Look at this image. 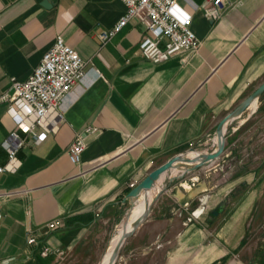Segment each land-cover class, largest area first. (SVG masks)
I'll use <instances>...</instances> for the list:
<instances>
[{
	"label": "crops",
	"instance_id": "obj_1",
	"mask_svg": "<svg viewBox=\"0 0 264 264\" xmlns=\"http://www.w3.org/2000/svg\"><path fill=\"white\" fill-rule=\"evenodd\" d=\"M226 2L210 23V0H175L199 46L153 64L138 50L141 24L99 43L97 33L124 13L121 0H0V95L11 78L28 77L57 35L99 72L74 86L62 121L41 141L20 134L15 170L0 172V264H98L137 183L175 155L215 149L219 121L264 81V0ZM86 125L97 132L83 134ZM16 130L8 103H0V166L8 162L3 142ZM77 133L86 146L73 164L66 148ZM262 177L264 92L226 123L219 158L159 177L147 216L114 264H264V220L256 215L264 188L254 186ZM192 179L209 182V191L181 208L169 191ZM44 248L62 254L42 257Z\"/></svg>",
	"mask_w": 264,
	"mask_h": 264
},
{
	"label": "built area",
	"instance_id": "obj_2",
	"mask_svg": "<svg viewBox=\"0 0 264 264\" xmlns=\"http://www.w3.org/2000/svg\"><path fill=\"white\" fill-rule=\"evenodd\" d=\"M121 1L125 7L122 16L110 28L97 33L101 45L109 41L127 23L132 22L144 27L138 50L143 58L153 64L165 62L175 55L192 52L198 48L199 40L190 28L191 17L176 9L175 0ZM226 3V0H210V5L204 10L205 18L214 23ZM89 71L94 73V77L99 75L96 69L79 57L73 47L57 35L26 79H10V87L0 95V103H8L17 130L11 132L3 142L8 162L5 166H0V172L15 170V153L24 142L20 134L30 135L34 137L35 142H39L62 121L65 102L74 86L79 82L89 85L93 81L94 77H87ZM36 128L42 130L37 133ZM96 132L97 128L91 125L82 129L85 135H94ZM85 146L81 133H77L66 148L68 160L73 164L79 163ZM133 185L129 183L128 187L132 188ZM2 217L0 211V222ZM48 227L53 228V224L50 223ZM28 242H33V239ZM61 254L60 250L49 251L44 248L40 251L42 257Z\"/></svg>",
	"mask_w": 264,
	"mask_h": 264
},
{
	"label": "water",
	"instance_id": "obj_3",
	"mask_svg": "<svg viewBox=\"0 0 264 264\" xmlns=\"http://www.w3.org/2000/svg\"><path fill=\"white\" fill-rule=\"evenodd\" d=\"M41 2L43 6H48L47 3L50 0H38ZM264 92V81L258 85V87L251 92L247 97H245L233 110L227 113L217 124L215 129V149L210 152H197L190 149L187 153H182L175 155L169 158L164 163L160 164L153 170H151L137 185H135L127 194V197L130 200V209L133 206L134 202L137 200L139 195L141 194V198L143 200V213L137 217L131 227L126 229V221L129 217L130 209L126 212L125 218L122 222L123 231L121 232L118 240L116 241L107 264H114L119 251L121 250L123 244L126 239L134 232L137 226L145 219L147 213L149 211L150 204L153 198L149 201L148 195L151 191L152 185L159 179V177L168 171L169 169H179L183 171H192L197 169L198 167L208 164L219 158L224 149V140H225V130L226 123L229 120H232L236 117H239L255 100H257ZM188 156V154H190ZM182 177V176H181ZM209 182L206 181H197L196 179H192L189 182L180 180L175 185H173L169 191V195L173 197L176 203L181 208H186L190 201L194 200L196 197L207 193L209 191ZM206 203V198L202 199V205ZM227 203L226 199H223L219 202L211 211V217L208 219V222H211L213 217L218 216L222 213L225 205ZM203 211V208L199 209L195 214L198 216Z\"/></svg>",
	"mask_w": 264,
	"mask_h": 264
},
{
	"label": "bare ground",
	"instance_id": "obj_4",
	"mask_svg": "<svg viewBox=\"0 0 264 264\" xmlns=\"http://www.w3.org/2000/svg\"><path fill=\"white\" fill-rule=\"evenodd\" d=\"M255 105V100L250 104V108H253ZM215 140V139H214ZM164 174V173H163ZM158 188L156 186V184L154 183L151 187V191L148 195V200L150 201L157 193ZM143 200L141 198V194L139 195V197L137 198V200L134 202L133 206L130 209V213H129V217L127 218L126 221V229H129L133 223V221L139 217L142 213H143ZM123 231V226L120 223L116 234L111 238L110 243L108 245L107 250L105 251L103 257L100 259V261L98 262V264H107L110 253L116 243V241L118 240L121 232Z\"/></svg>",
	"mask_w": 264,
	"mask_h": 264
},
{
	"label": "rangeland",
	"instance_id": "obj_5",
	"mask_svg": "<svg viewBox=\"0 0 264 264\" xmlns=\"http://www.w3.org/2000/svg\"><path fill=\"white\" fill-rule=\"evenodd\" d=\"M254 186L255 187H261V188H264V177H262V178H260V179H258L257 181H255L254 182ZM231 198V197H230ZM229 198V199H230ZM258 205H259V202H258ZM260 205H262L263 206V208L261 209V210H259V211H257L256 212V215L257 216H259L260 218H262L263 220H264V193H263V195H261V202H260ZM109 243H110V241H109ZM109 245V244H108ZM107 248H108V246H107ZM107 248H106V250H107ZM105 250V251H106ZM105 251H104V253H105ZM104 253H103V255H104ZM103 255H102V257H103ZM101 257V258H102Z\"/></svg>",
	"mask_w": 264,
	"mask_h": 264
},
{
	"label": "trees",
	"instance_id": "obj_6",
	"mask_svg": "<svg viewBox=\"0 0 264 264\" xmlns=\"http://www.w3.org/2000/svg\"><path fill=\"white\" fill-rule=\"evenodd\" d=\"M230 198V196H228L227 198H226V200H228Z\"/></svg>",
	"mask_w": 264,
	"mask_h": 264
}]
</instances>
